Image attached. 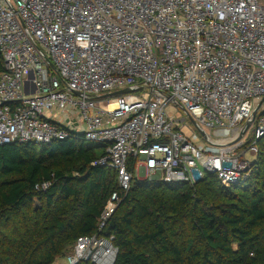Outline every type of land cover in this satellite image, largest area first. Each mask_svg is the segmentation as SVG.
<instances>
[{"label":"built area","instance_id":"built-area-1","mask_svg":"<svg viewBox=\"0 0 264 264\" xmlns=\"http://www.w3.org/2000/svg\"><path fill=\"white\" fill-rule=\"evenodd\" d=\"M70 132L107 147L98 164L119 189L64 264L116 263L104 232L130 166L163 183L247 181L264 138V0H0V146Z\"/></svg>","mask_w":264,"mask_h":264},{"label":"trees","instance_id":"trees-1","mask_svg":"<svg viewBox=\"0 0 264 264\" xmlns=\"http://www.w3.org/2000/svg\"><path fill=\"white\" fill-rule=\"evenodd\" d=\"M258 146L249 180L231 188L215 175L193 186L142 181L130 166L132 188L104 232L115 264H264V138ZM106 149L73 132L0 146V264H54L97 233L119 189L117 173L98 164Z\"/></svg>","mask_w":264,"mask_h":264},{"label":"rangeland","instance_id":"rangeland-1","mask_svg":"<svg viewBox=\"0 0 264 264\" xmlns=\"http://www.w3.org/2000/svg\"><path fill=\"white\" fill-rule=\"evenodd\" d=\"M166 113H167V115L169 116V115H173L174 116V118H175V120H177V121H180L181 119H183L184 117H185V115H184V112L182 111V110H180L178 107H176L175 105H173V104H169V105H167V107H166ZM185 126H187L190 130H192L194 133H196V130L194 129V126H193V124L190 122V121H186L185 122ZM250 161H252L254 158L253 157H251V156H248L247 157ZM242 159H245V155H243L242 156ZM258 159V158H257ZM256 159V160H257ZM252 168H253V166H252ZM135 175H136V178L137 177H139V178H141V180L143 181H147V179L144 177V175L139 171V170H137L136 171V173H135ZM209 176V175H208ZM251 176V175H250ZM144 177V178H143ZM249 180V179H248ZM231 188V187H230ZM120 206V205H119ZM59 262H61L62 264H64V261H63V259H59L58 260Z\"/></svg>","mask_w":264,"mask_h":264},{"label":"water","instance_id":"water-1","mask_svg":"<svg viewBox=\"0 0 264 264\" xmlns=\"http://www.w3.org/2000/svg\"><path fill=\"white\" fill-rule=\"evenodd\" d=\"M49 65L51 66L52 69H55L54 65L48 61ZM131 92H135L134 89L132 88H128V89H125V90H121V91H117V92H114V93H111V94H108L106 95L105 97H108V98H112V97H116V96H120V95H125V94H128V93H131ZM77 94V93H76ZM191 122L196 125L195 121L191 118ZM253 123V120L249 121L246 126L244 127V129L241 131V134L239 136V138L237 139L238 141L242 139V137L246 134L247 130L250 128L251 124ZM197 127V126H196ZM198 131L204 136V132L198 128Z\"/></svg>","mask_w":264,"mask_h":264},{"label":"crops","instance_id":"crops-1","mask_svg":"<svg viewBox=\"0 0 264 264\" xmlns=\"http://www.w3.org/2000/svg\"><path fill=\"white\" fill-rule=\"evenodd\" d=\"M54 264H58V263H54Z\"/></svg>","mask_w":264,"mask_h":264}]
</instances>
